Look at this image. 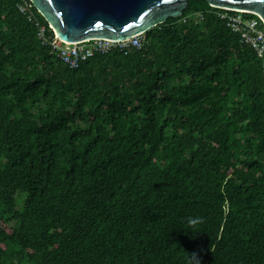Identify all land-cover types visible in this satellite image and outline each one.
<instances>
[{"label": "trees", "instance_id": "16d2710c", "mask_svg": "<svg viewBox=\"0 0 264 264\" xmlns=\"http://www.w3.org/2000/svg\"><path fill=\"white\" fill-rule=\"evenodd\" d=\"M225 14L264 29L187 0L69 68L0 0V264H264L263 58Z\"/></svg>", "mask_w": 264, "mask_h": 264}, {"label": "water", "instance_id": "95a60500", "mask_svg": "<svg viewBox=\"0 0 264 264\" xmlns=\"http://www.w3.org/2000/svg\"><path fill=\"white\" fill-rule=\"evenodd\" d=\"M58 39L123 40L178 17L187 0H29ZM212 7L258 15L264 24V0H207Z\"/></svg>", "mask_w": 264, "mask_h": 264}, {"label": "built area", "instance_id": "2783aa9c", "mask_svg": "<svg viewBox=\"0 0 264 264\" xmlns=\"http://www.w3.org/2000/svg\"><path fill=\"white\" fill-rule=\"evenodd\" d=\"M20 11L24 12L25 6L21 5ZM223 16L227 17L228 24L233 31H236L242 40L250 44L257 52V55L263 58L262 70L264 73V29L261 30L257 27L258 22L256 19L244 18L239 14L235 16L225 14ZM259 19L262 22L260 17ZM43 31L44 28L41 27L38 33L39 37H43ZM143 34H136L123 40L91 38L76 42L62 41L54 34V38L50 41V46L56 56L69 68H77L81 62L92 57L96 52L108 53L112 49L125 51L132 47H142Z\"/></svg>", "mask_w": 264, "mask_h": 264}, {"label": "clouds", "instance_id": "9594fccd", "mask_svg": "<svg viewBox=\"0 0 264 264\" xmlns=\"http://www.w3.org/2000/svg\"><path fill=\"white\" fill-rule=\"evenodd\" d=\"M196 260H197V257L195 256V254H193V257L190 260V264H193V261H196Z\"/></svg>", "mask_w": 264, "mask_h": 264}]
</instances>
